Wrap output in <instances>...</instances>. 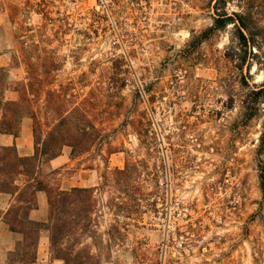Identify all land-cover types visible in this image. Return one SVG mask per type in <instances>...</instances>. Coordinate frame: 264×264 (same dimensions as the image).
<instances>
[{
  "label": "rangeland",
  "instance_id": "374dc122",
  "mask_svg": "<svg viewBox=\"0 0 264 264\" xmlns=\"http://www.w3.org/2000/svg\"><path fill=\"white\" fill-rule=\"evenodd\" d=\"M81 2L0 0L5 98L24 87L45 130L79 107L104 136L41 168L61 189L99 188L81 246L101 264H264V0H118L115 25ZM236 13L246 43L234 23L211 29Z\"/></svg>",
  "mask_w": 264,
  "mask_h": 264
},
{
  "label": "trees",
  "instance_id": "16d2710c",
  "mask_svg": "<svg viewBox=\"0 0 264 264\" xmlns=\"http://www.w3.org/2000/svg\"><path fill=\"white\" fill-rule=\"evenodd\" d=\"M218 1L216 0L215 5ZM234 16L216 17L211 29L225 26L229 22L234 23L240 42L246 43L245 31H249L247 15L236 13ZM0 73H4L3 67H0ZM24 89H15L19 93L18 99L9 100L4 96L5 87L0 85V133L18 136L23 118L29 117L32 119L33 135V153L29 156L19 155L15 145H0V192L14 197L6 212L3 215L0 212V218L9 225L10 230L23 235L16 249L9 253L7 263L34 264L41 233L47 232L50 250L65 264H101L88 246H81L85 235L95 232V193L99 188L72 187L64 190L53 186L41 175V166L60 156L65 146L70 148V157L73 159L91 151L101 152L104 136L88 114L79 107L73 108L71 112L61 113L52 124L47 125L46 130L43 129V124L47 122L44 123L38 117L31 106L28 91ZM256 94L264 99V86ZM260 150H264V124L259 138ZM117 151V147H109L106 153ZM110 173L120 181L131 176L133 165L126 162L124 168H115ZM261 177L264 191V176ZM38 192H44L47 197L48 215L45 220L30 217V211L39 206ZM142 200L143 197L136 198L134 207L127 210L142 212Z\"/></svg>",
  "mask_w": 264,
  "mask_h": 264
},
{
  "label": "crops",
  "instance_id": "0c3cea01",
  "mask_svg": "<svg viewBox=\"0 0 264 264\" xmlns=\"http://www.w3.org/2000/svg\"><path fill=\"white\" fill-rule=\"evenodd\" d=\"M0 145L10 146L15 145L19 155L29 156L33 153V137L32 126L29 120H23L21 130L18 136L12 134L0 133ZM65 161L64 155L50 160L42 164L41 168L49 167L56 169ZM38 208L30 211V217L34 220H45L48 215V202L44 192L37 193ZM14 197L9 193L0 192V212L3 215ZM20 240V235L10 230L9 225L0 218V264H7V258L10 252L16 249L17 243ZM34 264H65L60 258L53 257L50 251V242L47 232H43L37 247V260Z\"/></svg>",
  "mask_w": 264,
  "mask_h": 264
},
{
  "label": "built area",
  "instance_id": "2783aa9c",
  "mask_svg": "<svg viewBox=\"0 0 264 264\" xmlns=\"http://www.w3.org/2000/svg\"><path fill=\"white\" fill-rule=\"evenodd\" d=\"M36 3H41L42 0H34ZM58 4L62 6L75 5L82 3L81 0H57ZM118 0H94V8L96 13L106 20L110 21L114 25L116 24V19L114 17V11L117 6Z\"/></svg>",
  "mask_w": 264,
  "mask_h": 264
},
{
  "label": "flooded vegetation",
  "instance_id": "af4514ba",
  "mask_svg": "<svg viewBox=\"0 0 264 264\" xmlns=\"http://www.w3.org/2000/svg\"><path fill=\"white\" fill-rule=\"evenodd\" d=\"M56 3H58V1L57 0H54Z\"/></svg>",
  "mask_w": 264,
  "mask_h": 264
}]
</instances>
